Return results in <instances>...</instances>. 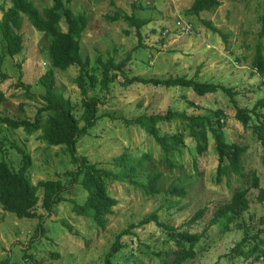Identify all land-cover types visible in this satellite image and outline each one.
Segmentation results:
<instances>
[{
  "label": "rangeland",
  "instance_id": "obj_1",
  "mask_svg": "<svg viewBox=\"0 0 264 264\" xmlns=\"http://www.w3.org/2000/svg\"><path fill=\"white\" fill-rule=\"evenodd\" d=\"M31 1L41 11L53 4V0ZM64 1L74 13H85L90 19L81 39V53L89 59L90 73L100 77L98 58L104 62L112 58L116 63L130 58L124 70L130 78L187 77L223 85L233 89L239 107L249 110L264 100V77L253 65L260 49L264 56V38L260 37L264 0H220L216 10L199 16L187 13L194 0ZM10 5L8 0H0V8L7 10ZM118 9L147 23L138 29L123 19L108 21L106 16ZM3 13L0 9V21ZM178 13L194 24L199 35L178 34L174 27ZM204 22H210L220 33ZM167 29L169 34L164 35ZM21 33L23 51L11 57L0 30V74L6 76L0 77V91L5 96L0 102V120L33 121L46 93L40 80L51 69L48 51L53 37L38 32L27 18ZM54 72L56 91L71 101L73 114L83 127L84 97L76 83L80 68L71 66ZM19 82L29 88L20 87ZM88 97L97 100L100 118L89 134L78 140L77 155L117 173L120 169L113 165L114 158L125 152L133 157L148 154L150 160L142 165L136 179L147 183L149 174H160V193L146 194L128 182L108 180L109 193L117 205L106 227L100 228L90 217L73 210L74 203L84 204L87 193L74 180L76 166L66 148L49 146L40 138L41 132L29 135L0 123V162L6 161L14 171L20 169L22 158L13 148L17 144L31 156L29 178L33 184L60 181L66 186L63 201L52 212L44 207L40 189L36 208L39 217L35 219H20L0 205V264H104L118 235L129 228L131 233L120 238L123 247L112 257L114 264H264V255L259 260L245 259L240 252H248L255 245L264 249V198H258L264 192V142L251 127L257 123L255 117L244 128L235 117L230 97L223 92L199 96L185 87L139 83L125 86L122 76L116 77L108 92L90 85ZM216 110L224 113L228 141L247 148L244 178L229 175L217 183L218 158L213 142L199 155L183 120L158 125L162 135L181 133L184 137L183 154L173 156L172 164L166 163L152 137L138 125L127 124L141 116L165 115L169 111L209 115ZM258 112L264 113V109ZM47 118H43L44 124ZM253 175L259 179L258 188L252 185ZM174 185L187 188V195L170 194ZM246 189L249 209L241 214L220 215V209L232 201L234 194ZM202 210V217L191 224ZM153 213L179 232L199 236L192 245L186 244L185 258L177 255L179 247L156 222L140 225Z\"/></svg>",
  "mask_w": 264,
  "mask_h": 264
},
{
  "label": "trees",
  "instance_id": "obj_2",
  "mask_svg": "<svg viewBox=\"0 0 264 264\" xmlns=\"http://www.w3.org/2000/svg\"><path fill=\"white\" fill-rule=\"evenodd\" d=\"M8 1L11 5L7 10L2 8V6L0 8L4 12L0 21V30L6 43L8 56L14 57L23 51V34L21 31L25 18L38 32L50 34L53 39L48 51L51 69L40 80L46 89V93L41 97L43 104L37 111L34 120L2 118L0 123L14 130L22 129L29 135L41 132L40 138L49 146L66 148L70 155L71 163L76 166V170L72 173L74 180L79 182L87 193L84 204L74 203L73 210L78 215L90 217L100 228L106 227L108 218L114 213L113 208L117 205V200L109 193L108 180L128 182L135 187H141L146 194H155L160 193L157 184L161 175L152 172L148 175L147 183L139 182L136 179L142 165L150 160L148 154H144L141 157H133L129 152H125L121 156L114 158L113 165L115 168L120 169L117 173L99 168L96 164H91L87 157L77 155L76 144L78 140L80 137L88 135L100 118L97 116L96 111L97 100L88 97V87L90 85L93 87L100 86L108 92L110 84L116 80V77L122 76L125 86L139 83L165 88L185 87L192 89L199 96L223 92L230 97L236 110L235 117L244 128L249 127L253 117H255L257 123L251 124V127L256 130L259 139L264 142V113L258 112L259 108L264 109V100L258 101L255 107L249 110L239 107L235 100L233 89L223 85L200 82L195 78L187 77H170L167 79L130 78L124 71L130 58H126L119 63H116L112 58L106 62L98 58L97 63L101 67L99 77L90 73L89 59H84L81 53V39L90 22L89 17L85 13H74L64 0H53V4L43 11L39 10L31 0ZM112 4L115 3L112 1ZM220 5V0H194L187 13L188 15L199 16L203 12L216 10ZM106 19L110 22L123 19L138 29L147 23L140 21L134 14L129 15L121 9H118L114 15H107ZM261 22L260 37L264 38V15ZM204 24L214 32L220 33L219 29L210 22H204ZM253 65L264 77V56L261 53V49ZM71 66L80 68L76 83L84 97L82 119L85 124L83 127H80L78 119L73 114L71 101L64 98L55 89L54 70L65 71ZM0 77L6 78L2 74H0ZM18 85L23 88H29L23 82H19ZM4 100L5 96L0 91V102ZM44 117H48L45 124L43 123ZM223 119L224 113L222 110H216L209 115L169 111L165 115L141 116L136 120L128 121L127 124L138 125L147 135L152 137L161 148L166 163L172 164L171 158L173 156L183 154L185 149L184 137L181 133L162 135L158 125L172 122L173 120H183L189 130L190 137L193 138L196 144V151L199 155L204 154L208 150L210 141L213 142V148L218 158L216 181L221 183L223 178L229 175H235L240 178L245 177L243 156L247 151L245 146L228 141L224 132ZM13 148L21 156L22 165L18 171H14L6 161L0 162V205L6 212L13 213L20 219L38 218L39 215L36 212V208L40 203L39 191L42 189L44 193L43 205L47 211L52 212L55 206L63 201L61 195L66 190V186L60 181L33 184L29 178V171L32 166L30 154L17 144H14ZM197 161V158H195V169H197ZM252 185L254 188L259 186V179L255 175L252 176ZM169 193L177 197H185L187 188L174 185L169 190ZM260 197L261 199L264 198V192L259 194L258 198ZM248 209V190L246 189L236 192L232 197V201L221 208L219 212L220 215H232L241 214ZM203 213L204 210L198 212L190 223L192 224L200 219ZM150 222H156L167 231L169 238L179 247L177 253L179 257L185 258L187 256L186 244L190 243L192 245L199 239L196 234H190L187 231L179 232L173 227L160 222L158 215L154 213L141 222L140 225ZM131 227L134 228L136 226ZM129 233H131L130 228L118 235V240L106 255L104 264H114L112 260L114 253L123 247L120 243V238ZM261 246H264V241ZM240 252L245 259L253 257L259 260L261 255H264V249H261L259 245H255L248 252ZM174 264L178 263L175 262Z\"/></svg>",
  "mask_w": 264,
  "mask_h": 264
},
{
  "label": "built area",
  "instance_id": "obj_3",
  "mask_svg": "<svg viewBox=\"0 0 264 264\" xmlns=\"http://www.w3.org/2000/svg\"><path fill=\"white\" fill-rule=\"evenodd\" d=\"M174 27L178 34L183 36L199 35L200 33L191 21L183 19L179 13L177 14ZM167 34H169V29L164 31V35Z\"/></svg>",
  "mask_w": 264,
  "mask_h": 264
}]
</instances>
